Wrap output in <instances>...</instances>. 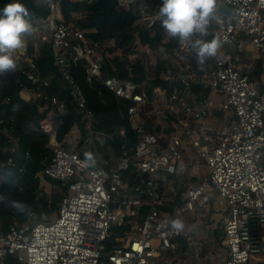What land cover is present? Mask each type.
Segmentation results:
<instances>
[{
	"label": "built area",
	"instance_id": "obj_1",
	"mask_svg": "<svg viewBox=\"0 0 264 264\" xmlns=\"http://www.w3.org/2000/svg\"><path fill=\"white\" fill-rule=\"evenodd\" d=\"M149 3L150 0H117L121 7L135 6L132 9L137 25L161 26L156 15L159 8L152 9ZM221 3L230 7L229 13L218 10ZM46 6L44 15L31 18L34 32L27 38L25 47L15 53L16 69L31 84L33 95L27 100L35 101L38 110L47 112L38 119L37 129L47 136L51 155L35 173L37 187L40 190L42 182L50 178L65 184L67 191L52 219L13 222L6 231L0 232V264L9 255L21 264H167L164 252L177 248L176 239L180 235L171 230L169 219L182 220L183 213L197 205H205L209 187L227 209L222 218L227 250L221 264H244L252 255L264 254V236L261 235L264 223V91L236 68L237 53L241 49L239 34L249 37L256 49L264 51V0H217L210 33L222 43L230 44L232 50L223 52L213 66H199L195 62L192 67L196 74L192 82L200 83L202 71L207 75L205 86L225 97L219 104L207 97L203 105L219 111L230 109L234 122L220 129L203 126L201 132L184 124L164 150L158 148L157 135L146 131L137 119V109L140 105L159 101L160 106L155 111L158 116H163L166 109L174 114L184 111L200 118L203 110L187 102L185 87H179L173 74L167 71L163 80L171 85L155 87L148 97L136 92L139 83L103 74V56L98 53L97 43L86 37L78 22H72V16L63 18L58 2L47 0ZM162 35L164 43L173 39L164 30ZM173 40L174 55L192 54L191 41ZM46 45L67 85L71 105L84 132L76 148L66 145L58 131L62 114L66 112V97L47 92L49 79L41 74L31 58ZM144 51L148 53L149 48L145 47ZM69 63L83 65L88 85L101 84L115 97L128 102L127 120L136 139L133 146L121 144L120 153L113 159L99 149L102 140H111L112 134L93 127L94 113L69 72ZM118 131L124 134L123 127ZM182 137L205 158L207 175L186 190L184 200L176 205L170 216L162 211L165 203L159 185L175 171ZM14 141L15 138L8 135L11 154L16 151ZM5 149L0 143V151ZM87 153L94 156L95 166L85 165ZM11 154L0 159V187L5 167L24 169V161L16 162ZM28 158V151H24V159ZM142 207H145L144 212ZM130 222L135 223L138 234L131 233L128 242L119 243L121 238L114 237V229ZM111 237L116 238L117 243L106 249L104 243Z\"/></svg>",
	"mask_w": 264,
	"mask_h": 264
},
{
	"label": "trees",
	"instance_id": "obj_2",
	"mask_svg": "<svg viewBox=\"0 0 264 264\" xmlns=\"http://www.w3.org/2000/svg\"><path fill=\"white\" fill-rule=\"evenodd\" d=\"M47 0H20L31 14V18L44 15L47 12ZM59 3L61 15L64 19L72 16V22H78L83 33L97 46H103L107 40H115L117 47L128 49L134 39L137 43L149 48V52L158 50L162 42V27H139L136 24L137 16L132 8H124L117 4V0H53ZM9 0H0V8ZM81 12L84 16H81ZM212 25L209 27L211 32ZM210 35L206 36V38ZM172 40V39H171ZM168 40L165 45L171 46ZM101 49V48H100ZM98 53L99 49L97 48ZM36 66L44 77L49 79L47 92L66 97V112L62 114V123L58 128L61 137L73 127H80L78 115L75 113L66 83L61 78L57 67L49 55V47L46 45L31 55ZM193 60L194 57H192ZM168 61L162 57H156L152 68H148L145 60L136 57L128 60L126 57L113 56V59L103 58V74L116 76L120 79H130L140 84L137 93L151 97L155 87L168 88L171 83L164 82ZM69 72L79 84L85 102L94 113L93 127L97 130L112 134V139L100 149L107 151L112 148L114 156L120 153L121 144L133 146L135 142L134 131L129 127L126 115L127 100H120L108 91L103 85H88L84 79V67L81 63H69ZM142 83V85H141ZM192 90L200 87V83H192ZM196 84V85H195ZM31 84L24 75L16 69L14 73L0 77V143L5 150L0 151V159H5L11 153L8 150L7 137L15 138L16 162L25 163L24 169L18 171L16 166L4 168V181L0 187V232L7 230L13 222L40 221L54 216L59 202L65 196L67 186L54 179H46L55 187L53 192L42 193L37 187L35 176L45 162L48 161L51 152L47 142V136L37 129V121L47 114L45 110H38L35 101L25 99L20 91L24 86ZM180 85V84H179ZM181 87V86H179ZM123 127L124 134H119V128ZM82 129V128H81ZM84 134V133H83ZM24 151H28L29 158L24 159ZM107 156V155H106ZM14 179V183L12 182ZM8 201H17L29 206L31 212L27 215L16 213L7 206ZM145 211V207L141 208ZM113 238L105 241V248H110ZM3 264H21L15 257L9 255Z\"/></svg>",
	"mask_w": 264,
	"mask_h": 264
},
{
	"label": "crops",
	"instance_id": "obj_3",
	"mask_svg": "<svg viewBox=\"0 0 264 264\" xmlns=\"http://www.w3.org/2000/svg\"><path fill=\"white\" fill-rule=\"evenodd\" d=\"M149 4L155 10L160 6L158 0H150ZM132 8H135V6H132ZM81 16H84V13L81 12ZM138 26L143 27L141 25ZM211 38H213L211 33L210 37H204L206 40H210ZM237 38L241 42V49L237 53L238 60L236 62V68L245 72L251 79L256 81L258 88L264 91V51L261 52L256 49L247 36L245 37L239 34ZM137 42L135 38L132 46L128 49H120L117 47L115 40H107L102 47H96L99 49L103 58L106 59L119 56L133 60L139 56L145 60L148 68L153 67L156 57L167 59L168 69L166 72L168 71V73L173 74V79L178 86H181V88L185 87L187 102L203 110L200 118H195L191 113L184 111L174 114L166 109L163 111V116H158L155 111L160 106L159 101L140 105L137 109V119L142 122L146 131L153 132L157 135L159 149L164 150L171 137L177 135L184 124L195 131L201 132L203 126L220 129L222 127H229L234 122V115L230 109L219 111L203 105V101L207 97L215 104L224 102L225 97L222 93L212 92L205 86L204 81L207 75L202 71H200V87L192 90L191 85L194 84H192L191 79L196 76L192 72V67L195 63V60L192 59V54L180 53L178 56L174 55L172 53L174 40L172 39L171 46L163 43L160 50L150 51L144 55L141 52L143 51V46ZM231 50L232 46L230 44L223 43V48L220 50L219 56L223 52ZM216 59L210 58L207 60L205 67L213 66ZM20 93L25 99L33 95L30 86H27L25 90L22 89ZM83 133V129L80 127H73L61 136V140L69 147L76 148L81 142L79 139L83 137ZM107 142L103 139L99 149L106 145ZM111 150L112 148L108 147L104 154L113 159L115 156ZM179 151L180 158L176 161L175 171L168 176L167 180L161 182L159 185V190L163 195V201L165 203L162 211L170 216H173L176 205H179L184 200L186 190L200 183L207 175L205 158L197 153L194 146L185 137H182L179 144ZM46 179L42 182V186L48 183ZM54 190L55 187L51 185L48 192H53ZM207 192L208 200L205 205H197L195 209L181 215L182 221L186 226V232L181 233L177 237V248L175 250L164 252L167 264H221L222 259L225 257L227 248L224 243L222 218L227 214V209L223 202L218 201L213 188L209 187ZM54 216L43 221H48ZM189 226H191L192 231H187ZM114 230V237L120 236L121 238L118 241L119 243L128 242L131 233L134 235L138 234L135 223L132 222L117 227ZM261 235L264 236V224L261 225ZM155 242L156 240L153 239V243ZM115 243H117L116 238L110 246ZM244 264H264V254H254Z\"/></svg>",
	"mask_w": 264,
	"mask_h": 264
},
{
	"label": "clouds",
	"instance_id": "obj_4",
	"mask_svg": "<svg viewBox=\"0 0 264 264\" xmlns=\"http://www.w3.org/2000/svg\"><path fill=\"white\" fill-rule=\"evenodd\" d=\"M217 0H161L157 12L161 27L169 38L181 42L191 41L190 49L199 66L210 58H219L223 43L219 37L210 40L209 27L215 19ZM34 28L31 14L20 0H9L0 8V77L14 73L17 68L15 53L26 45L28 37L33 35ZM96 160L91 153L85 155V165L93 167ZM15 182L14 179L12 181ZM7 206L18 214L27 215L31 210L28 205L8 201ZM175 234L186 232L185 223L180 219L168 221ZM187 231H192L191 226Z\"/></svg>",
	"mask_w": 264,
	"mask_h": 264
},
{
	"label": "rangeland",
	"instance_id": "obj_5",
	"mask_svg": "<svg viewBox=\"0 0 264 264\" xmlns=\"http://www.w3.org/2000/svg\"><path fill=\"white\" fill-rule=\"evenodd\" d=\"M129 183L131 184V182H129ZM50 186H51V185H50L49 183H46V185L43 184V186H41V188H40V191L42 190V191H41L42 193L44 192V193L49 194L48 189L50 188ZM45 217H46V219H47V217H49V216L46 215ZM42 220H43V219H42ZM263 224H264V223H263ZM114 234H115V230H114Z\"/></svg>",
	"mask_w": 264,
	"mask_h": 264
},
{
	"label": "water",
	"instance_id": "obj_6",
	"mask_svg": "<svg viewBox=\"0 0 264 264\" xmlns=\"http://www.w3.org/2000/svg\"><path fill=\"white\" fill-rule=\"evenodd\" d=\"M218 10L223 11V12H230V7H228L227 5L224 4H219L218 5Z\"/></svg>",
	"mask_w": 264,
	"mask_h": 264
}]
</instances>
